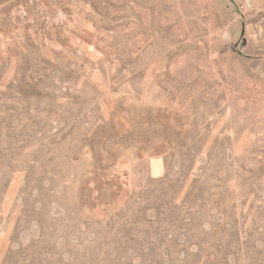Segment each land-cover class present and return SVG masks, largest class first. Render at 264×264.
<instances>
[{
  "label": "rangeland",
  "instance_id": "obj_1",
  "mask_svg": "<svg viewBox=\"0 0 264 264\" xmlns=\"http://www.w3.org/2000/svg\"><path fill=\"white\" fill-rule=\"evenodd\" d=\"M163 1L0 0V264H264L259 31Z\"/></svg>",
  "mask_w": 264,
  "mask_h": 264
},
{
  "label": "crops",
  "instance_id": "obj_2",
  "mask_svg": "<svg viewBox=\"0 0 264 264\" xmlns=\"http://www.w3.org/2000/svg\"><path fill=\"white\" fill-rule=\"evenodd\" d=\"M173 3L171 6V12H168V4ZM223 5V0H164L163 2L159 3V8H156V13L160 19L167 20L169 15L171 18L175 19H193L197 22L200 21L201 24H198L196 31H217L215 27V11L216 7ZM136 6V5H135ZM255 9L257 11L249 12L244 15V26L242 27L241 31H259V59L252 60L256 66L259 67V83L257 82H243L241 83V87H243V91L245 89L250 88H258L259 87V100H264V0H256L255 2ZM137 7V6H136ZM142 10L139 8L135 9L134 15L130 16L133 19H142L146 18L145 15H142ZM202 20V22H201ZM206 21V22H205ZM231 21V20H230ZM179 31V30H176ZM192 31V30H191ZM135 36H136V32ZM141 36V33L140 35ZM136 40V39H135ZM183 61L177 60L174 64L171 65L174 68V72L176 75V80L180 77L182 78L184 75L183 72ZM162 64H167L166 62H158L156 65L162 67ZM253 67V68H255ZM256 80V79H255ZM247 92H241L239 94L240 98L247 97ZM160 160V159H159ZM161 168L158 173H154V169L152 163L149 164V173L154 176L158 177L163 175L166 172V167L164 161L160 160Z\"/></svg>",
  "mask_w": 264,
  "mask_h": 264
},
{
  "label": "built area",
  "instance_id": "obj_3",
  "mask_svg": "<svg viewBox=\"0 0 264 264\" xmlns=\"http://www.w3.org/2000/svg\"><path fill=\"white\" fill-rule=\"evenodd\" d=\"M239 15L244 16L253 10L256 0H233Z\"/></svg>",
  "mask_w": 264,
  "mask_h": 264
}]
</instances>
